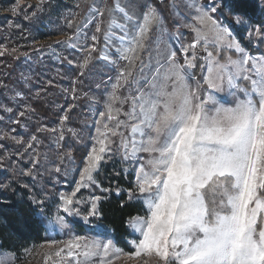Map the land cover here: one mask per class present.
Returning a JSON list of instances; mask_svg holds the SVG:
<instances>
[{"label": "snow or ice", "instance_id": "1", "mask_svg": "<svg viewBox=\"0 0 264 264\" xmlns=\"http://www.w3.org/2000/svg\"><path fill=\"white\" fill-rule=\"evenodd\" d=\"M168 8L193 34L190 43L181 45L182 63L171 46L166 53L161 50L165 20L149 0L138 7L136 0H112L111 5L104 0L103 6L94 0L91 19L85 20L95 23L96 33L103 31L106 46L115 48V59L102 58L118 67L104 101L107 120L116 123L97 129L98 147L93 146L79 170L76 191L96 182L94 172L109 151V134L120 136L124 160L139 164L134 188L146 210V215L130 218L129 227L139 235L131 241L135 250L126 253L111 239L74 235L49 241V248L63 247L45 252V264H113L121 256L137 264H264V56H253L239 44L230 27L213 15L217 6L168 0ZM235 20L243 22L239 15ZM255 35H264V26L257 25ZM91 39L95 42L97 36ZM91 51L95 44L81 63L82 72ZM197 60L203 61L199 79L190 71ZM123 89L127 95H121ZM225 90L235 96L234 104L225 106L217 99L215 93ZM129 198H135L132 190ZM99 200L92 198L85 221L100 215ZM61 213L80 215L72 195H61L53 231L69 228Z\"/></svg>", "mask_w": 264, "mask_h": 264}, {"label": "trees", "instance_id": "2", "mask_svg": "<svg viewBox=\"0 0 264 264\" xmlns=\"http://www.w3.org/2000/svg\"><path fill=\"white\" fill-rule=\"evenodd\" d=\"M66 1L71 5L73 3ZM160 4L167 8L164 2ZM217 13L220 20L223 18L238 30L240 25L235 20L237 15L243 16L251 24L260 25L264 23V0H220ZM21 28L30 34L25 37V45H20L18 49L15 45H10L11 52L7 49L6 52H0V131L13 127L15 135L23 136L26 140L24 145L19 146L25 147L30 140L32 143L31 147L19 149L13 154V145L0 137V255H15L13 247L18 244L38 245L50 239L49 207L55 202L53 198L58 189L56 184L61 182L66 188H70L75 180V168L84 161L87 154L86 137L90 131L92 111L83 94L103 83L106 78L102 72H98L97 82L85 76L79 84L80 77L76 76L75 67H68L67 73H63L61 67L47 70L39 62L30 64L26 60L30 57L25 59L20 52L29 51L28 43L45 41L46 36L38 32L39 27H33V24H24V28ZM15 34L17 32L14 31L8 40L12 38L16 41ZM242 38L249 52L264 56V35L246 39L242 34ZM21 40L18 38V41ZM23 70H27L31 76L24 77ZM68 77L70 79L65 81ZM62 83L73 84L75 88L74 91L69 90L65 101V93L59 88ZM15 101L22 103V106H14ZM66 101L67 119L62 130L56 132L54 144L50 138L51 130L60 115L53 104ZM2 106L11 109L4 112ZM64 126L70 130H66ZM75 128L80 143L71 138V131ZM33 137L36 139L33 140ZM1 167L4 169L1 170ZM25 168H30L31 171L24 174L22 171ZM131 171L117 148L108 152L94 175L96 182L88 189H80L74 197V207L82 214L90 209L93 197H100L97 201L100 215L90 216L85 222L90 227H85L81 221L70 220V226L77 233L83 234L80 230L82 227L87 232L100 229L99 233L109 237L117 248L132 252L131 241L134 236L129 228L130 218L142 214L140 206L134 200L136 192L131 184ZM129 190H132L135 198H129ZM33 198L36 203H33Z\"/></svg>", "mask_w": 264, "mask_h": 264}, {"label": "rangeland", "instance_id": "3", "mask_svg": "<svg viewBox=\"0 0 264 264\" xmlns=\"http://www.w3.org/2000/svg\"><path fill=\"white\" fill-rule=\"evenodd\" d=\"M72 1V5L70 3H67L66 0H0V52H6V49L8 52L12 51V48H10V45H15L18 49L20 45H25L24 40L26 36L29 37V32L24 31L21 27L24 28V24H33V27L38 28L44 36H46L45 41H38V42H32L28 43L30 45L29 51H22L20 54H22L23 57H30L26 60L30 62V64H34V62H39L38 64H42L43 67L47 68H53L57 69V67H61V71L63 73H67L66 69L68 67H75L77 70V75L81 79L85 76H89V78H92L93 80H97L98 78V72H102L106 76L105 80H103V83H99L95 85V88H92L91 90H87L84 92L83 96H85L90 104L91 107V123L90 124V131L87 133V142L88 144L85 147V150L87 151V154L84 158V161L80 163L78 167H76V175L75 180L72 183V186L69 188H66L64 184L59 182L56 184V187L58 188L55 192L54 203L49 207V214L50 218L49 220V236L50 239L47 242L40 243L38 245H15L14 250H16V254H2L0 255V259L5 261V264H45L43 254L45 252H52L55 251L58 247H63V244H58L53 246L52 248L48 247V242L51 240H57V241H68L71 239L74 235H80L85 236L89 239H102L104 241H107L110 239L109 237H105L104 234H100L97 231L94 232H87L82 227L80 230L83 231V234L77 233V230H74L70 226V220L75 221H81L84 223L85 227H90L85 222H87L90 218L88 217V220H84V216L87 215L86 212L84 214L80 213V215H68L67 213H61V215H64L69 223V228L67 229H61L59 226L56 227V230L53 231L52 224L55 223V215L57 210V205L60 203V197L62 194L64 195H72L73 196V202L74 197L76 193L80 189H88L89 186L92 184L91 182L87 183L85 186L80 187L78 191H76L77 188V181L80 178V172L79 170L82 169L85 166L86 159L88 157L89 152L92 150L93 146L97 145L96 141L99 138V134L97 132V129L99 128L101 131H105L104 124L108 123L111 127H115L116 121H108L107 120V113L106 109L104 107V101L107 96V93L111 91V84L115 82L117 73H118V67L115 64L110 63V59H115V48L111 46H106V41L104 38L103 31L100 33L95 32V23L92 24H86L85 20L91 19V16L88 15L89 13V7L93 4L94 0H70ZM77 2V3H76ZM145 0H136L137 7L139 4L144 3ZM149 2L154 3L159 8L161 14L164 16L165 24L164 27H166L167 31L161 36L160 40V48L163 52H167L169 46L176 50L178 52L179 59L181 63L183 62V56L180 55V48L181 45L190 43L192 40V32L189 28L184 27L183 24L185 21L180 20L177 17H174L172 14H170L169 8H168V0H164V4L167 6L165 9L164 5H161V0H149ZM198 2L205 6H217V8L220 5V0H198ZM112 0H108V4L111 5ZM95 4L97 6H103L104 0H95ZM79 5V7H78ZM15 9V11H13ZM181 12L188 16V10L181 7ZM218 20H220L217 16L218 13L213 14ZM241 16V15H239ZM242 18V23H237L240 25V29L234 28L231 24L226 22L223 18H221V21L223 24L230 27V31L233 33L234 38L239 42V44L248 51L247 46L243 43V36L248 39L252 38L255 35V27L257 24H251L249 20L246 18ZM190 20V16L188 17ZM107 21H108V13L105 12L104 16V24L102 25L103 28L107 27ZM26 22V23H25ZM71 22V23H70ZM181 25L179 29L177 28V25ZM261 26H264L263 24H260ZM15 32H17L16 41L14 39L8 38ZM250 31L252 32V35H249ZM95 34L97 36V41H93L91 39V36ZM156 33L153 32V40L156 39ZM18 38H21V41H18ZM71 38V40L69 39ZM17 42V43H16ZM20 42V44H19ZM38 44V45H37ZM95 44V51H91L90 53V59L87 67L85 69H81V63L84 60L86 56H89V46ZM34 46V47H33ZM32 47V48H31ZM249 52V51H248ZM253 56H262L261 54H256L249 52ZM102 54H106L109 56L110 59H103ZM203 55V53H200ZM225 53L224 55H226ZM233 57L235 58V53L233 52ZM223 60V56L221 57ZM203 63L202 60H197V67L193 70H190L194 76H196L198 79L201 77V69L199 65ZM124 62H120V66H123ZM27 67H30L32 65H26ZM56 67V68H55ZM22 74V73H21ZM23 76L24 77H30L31 75L28 73L27 70H23ZM70 78L64 79L65 81L69 80ZM97 82V81H96ZM70 83H74L73 81H70ZM244 83V82H242ZM73 84H66L62 83L60 85V90H62L65 95L63 97V101L66 100L69 90L72 89V91L75 90L73 87ZM206 88V86H205ZM36 92V91H35ZM121 95H127V90L123 89L121 90ZM217 99L224 103L225 106L232 105L235 103V96H231L228 94L227 90L225 91H217L215 93ZM20 105L22 103L14 102V106ZM53 106L57 108V112L60 115L59 119L57 121V124L54 125V129L51 130V136L50 138L53 140V143L56 144V132H59L62 130V126L65 125L66 120L63 122L61 121V117L67 116L68 109L67 101L59 103H54ZM2 106V109L4 112H8L11 107ZM116 107H120L119 104L116 105ZM210 107H212L210 105ZM124 111H127L128 106L125 104L123 106ZM105 112V116L101 117L100 113ZM115 115V113H114ZM119 119L123 120L126 119L125 116L120 115ZM0 120L2 118L0 117ZM66 130V126H64ZM15 130L13 127L3 128L2 131H0V137H4L6 140L9 141L10 145H13L12 147V153L15 154L19 149L23 150L24 148H29V144L32 143V140L27 142V145L25 147L19 146L20 144L24 145L25 138L23 136L15 135ZM55 130V131H53ZM70 130V129H69ZM121 131L124 132L125 135H127V129H121ZM76 128L71 131V138L75 142H79L78 140V134L76 133ZM83 134V133H82ZM110 143L108 144L109 151L112 149H116L120 152V154L123 157L122 151L120 149V136H111L109 134ZM19 146V147H17ZM15 147H17L15 149ZM108 151V152H109ZM106 152L105 156L108 154ZM139 155L146 157V153H140ZM104 156V157H105ZM104 160V159H103ZM103 160L100 162V165L98 169L94 172V175L96 172L100 169L101 164ZM124 160V158H123ZM126 163L129 164L131 167L132 172V180L131 184L133 187V190L135 191L134 184H135V177L136 172L135 168L139 166V164L133 160H124ZM74 163H71V165ZM4 167H1V170H3ZM30 169V168H29ZM29 169H24L22 172L24 174L28 173ZM55 183V182H54ZM136 192V191H135ZM74 193V195H73ZM141 194L136 192V198L134 199L135 202L140 206V212L142 216L146 215V210L143 204L142 199L140 198ZM91 207V205H90ZM77 209L76 207H74ZM78 210V209H77ZM80 212V211H79ZM130 228V227H129ZM84 229V230H82ZM131 234L134 236L133 240H138L139 235L134 234L133 230L130 228ZM132 240V241H133ZM41 245H44V247H40ZM115 246V244H114ZM133 246V245H132ZM116 247V246H115ZM117 248V247H116ZM26 250H31V254H28ZM134 247L132 252L134 251ZM125 252V251H123ZM131 253V252H126ZM51 264V262H49ZM113 264H137L136 260H129L124 256H121L120 259L113 260Z\"/></svg>", "mask_w": 264, "mask_h": 264}]
</instances>
